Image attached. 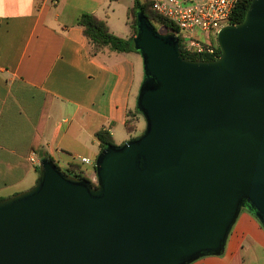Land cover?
Here are the masks:
<instances>
[{"label": "water", "instance_id": "obj_1", "mask_svg": "<svg viewBox=\"0 0 264 264\" xmlns=\"http://www.w3.org/2000/svg\"><path fill=\"white\" fill-rule=\"evenodd\" d=\"M135 17L144 130L100 149L95 186L40 157L0 199V264H188L223 252L242 209L264 228V0L209 60Z\"/></svg>", "mask_w": 264, "mask_h": 264}, {"label": "crops", "instance_id": "obj_2", "mask_svg": "<svg viewBox=\"0 0 264 264\" xmlns=\"http://www.w3.org/2000/svg\"><path fill=\"white\" fill-rule=\"evenodd\" d=\"M132 5H124L121 18L119 0H0V197L35 182L39 157L31 142L47 96L41 146L59 168L73 162L93 181L101 149L95 133L106 130L116 145L133 136L138 116L131 131L125 122L136 108L140 56L94 50L77 23L90 13L113 34L128 38ZM32 154L36 162L30 161ZM82 157L90 162L82 163ZM188 264H264V229L242 210L223 252Z\"/></svg>", "mask_w": 264, "mask_h": 264}, {"label": "trees", "instance_id": "obj_3", "mask_svg": "<svg viewBox=\"0 0 264 264\" xmlns=\"http://www.w3.org/2000/svg\"><path fill=\"white\" fill-rule=\"evenodd\" d=\"M249 4H250V0H238L230 15L229 23L230 24L240 23L244 19ZM137 10L141 11L149 19V21L153 24L156 30L163 33H174L177 35L178 33L177 27L166 17L156 13L152 9L151 4L148 0H134L133 5L127 9V15L132 29V34L128 38H121L113 34L112 32L109 31L104 20H101L90 13H82L79 16L77 23L83 28V33L89 40L94 50H99L101 48L107 47L113 51H118V52L135 51L133 47L132 38L136 32L135 12ZM130 15H132V20H130ZM177 37L180 41L179 34L177 35ZM179 47L183 57L187 59L190 60L214 59V57L211 56H198L193 53L185 51L181 46V42H179ZM219 55H220V49L217 45L216 57H218ZM49 105H50V96H47L42 105L39 118L36 124V129L31 142V149L38 155L39 158L43 156H47V154L43 151L41 146V137H42L44 122L48 114ZM139 114L141 113L137 110V108H134V110L128 112V118L126 119L125 122V127L128 131L134 129L133 122L136 120L135 117L138 116ZM95 137L98 140L101 149L107 145H114L111 135L106 130L97 131L95 133ZM60 169H62L68 175L75 176L78 178H84L89 181L91 186H95V182L92 181L90 178H88L83 172L79 171L76 168V164H74L73 162L68 163L67 166ZM36 172L38 174V166L36 167ZM2 198L4 197H0V199ZM242 210L249 212L246 209H242ZM252 216L259 222V220L253 214ZM259 224L263 228L260 222Z\"/></svg>", "mask_w": 264, "mask_h": 264}, {"label": "built area", "instance_id": "obj_4", "mask_svg": "<svg viewBox=\"0 0 264 264\" xmlns=\"http://www.w3.org/2000/svg\"><path fill=\"white\" fill-rule=\"evenodd\" d=\"M148 1L156 13L166 17L177 27L179 42L185 51L217 58V34L221 28L230 25V15L238 0ZM30 161H37L35 154H32ZM80 161L90 162L86 157L80 158Z\"/></svg>", "mask_w": 264, "mask_h": 264}, {"label": "rangeland", "instance_id": "obj_5", "mask_svg": "<svg viewBox=\"0 0 264 264\" xmlns=\"http://www.w3.org/2000/svg\"><path fill=\"white\" fill-rule=\"evenodd\" d=\"M119 2H120V9L119 10H117V12H119V14H120V11H121V18H122V10H123V7H124V5L125 6H127V5H131L133 2H134V0H119ZM130 20H132V15H130ZM161 30V29H160ZM162 31V30H161ZM138 54V53H137ZM138 56H140L139 54H138ZM140 60H141V57H140ZM140 65H141V61H140ZM142 76H143V70H142ZM142 81V80H141ZM144 127H145V120H144V118H143V116H142V114H139L138 115V121H137V123H136V130H135V132L133 133V136H135V135H138V134H140L143 130H144ZM127 139H129V138H127ZM126 141V140H125ZM95 184H96V179H95ZM28 185V184H27ZM30 185V184H29ZM26 187H28L29 188V186H26ZM23 188L24 190L25 189H27V188ZM18 193V192H17Z\"/></svg>", "mask_w": 264, "mask_h": 264}]
</instances>
